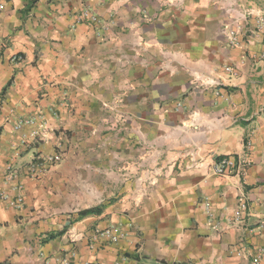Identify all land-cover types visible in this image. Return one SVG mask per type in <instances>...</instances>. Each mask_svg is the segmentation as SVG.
Segmentation results:
<instances>
[{"label":"crops","instance_id":"crops-1","mask_svg":"<svg viewBox=\"0 0 264 264\" xmlns=\"http://www.w3.org/2000/svg\"><path fill=\"white\" fill-rule=\"evenodd\" d=\"M0 5V264H264V0Z\"/></svg>","mask_w":264,"mask_h":264},{"label":"built area","instance_id":"built-area-1","mask_svg":"<svg viewBox=\"0 0 264 264\" xmlns=\"http://www.w3.org/2000/svg\"><path fill=\"white\" fill-rule=\"evenodd\" d=\"M0 9H2V5H0ZM233 15V20L235 21V25L232 26H226V29L224 32L227 34V37L229 39V44L231 46H239L241 44V39H240V32L238 31L241 21L247 19L249 16L253 15V10L249 8H242L240 11V14H235L233 10H229ZM89 11L86 10L83 12V14L79 17V19H82V17H87L89 16ZM95 20V17L92 18ZM35 122V119L33 118H19L15 120L13 124V130L18 131L22 129L25 125H32ZM39 135V132L36 130H32L29 136H23L24 138H33L35 139ZM63 160L62 154L61 153H56V154H46V155H39L37 156L33 161H31L27 165V173L29 174V177L31 178H39L40 175L43 173L49 171L52 167L60 164ZM243 163L246 162H240L238 167L241 168L244 166ZM236 168V162L234 158L231 157H226L223 158L219 164L217 165L216 172L218 174H229L231 170ZM17 176V173L15 171H12L11 173L7 174V180H12ZM15 189L18 192V198L16 200L10 201V205L13 207H20L23 202H24V194L22 191V186L17 185ZM2 197L6 200H8V196L6 193L2 194ZM123 236V233L121 231L120 227L117 226H110L104 229H97L95 230L94 233V238L97 237H103L111 242H118ZM98 264V263H96Z\"/></svg>","mask_w":264,"mask_h":264},{"label":"trees","instance_id":"trees-1","mask_svg":"<svg viewBox=\"0 0 264 264\" xmlns=\"http://www.w3.org/2000/svg\"><path fill=\"white\" fill-rule=\"evenodd\" d=\"M36 0H33V2H35ZM32 6V5H31ZM30 8V7H29ZM61 233H63V232H61ZM57 235H59V234H57Z\"/></svg>","mask_w":264,"mask_h":264}]
</instances>
